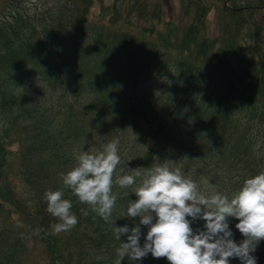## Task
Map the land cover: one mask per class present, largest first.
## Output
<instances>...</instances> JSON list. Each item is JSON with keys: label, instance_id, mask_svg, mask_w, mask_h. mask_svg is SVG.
<instances>
[{"label": "trees", "instance_id": "trees-1", "mask_svg": "<svg viewBox=\"0 0 264 264\" xmlns=\"http://www.w3.org/2000/svg\"><path fill=\"white\" fill-rule=\"evenodd\" d=\"M12 1L0 14V208L31 220L52 264H116L127 237L118 240L115 225L139 222L126 216L139 179L114 183L107 222L63 184L85 151L118 140L114 181L167 163L209 196L231 198L264 172V0H182V22L165 17V0H111L97 12L95 0H57L34 13ZM214 7L220 28L209 36ZM155 77L160 87L141 86ZM13 155L24 192L11 183ZM49 190L72 202L71 230L54 232ZM238 222L229 218L237 243L245 239ZM147 231L141 226V246ZM6 244L1 235L0 264H23L18 244L8 252ZM252 255L264 264V240ZM121 264L170 262L149 253Z\"/></svg>", "mask_w": 264, "mask_h": 264}, {"label": "clouds", "instance_id": "clouds-1", "mask_svg": "<svg viewBox=\"0 0 264 264\" xmlns=\"http://www.w3.org/2000/svg\"><path fill=\"white\" fill-rule=\"evenodd\" d=\"M118 145V140H112L102 151L81 153L76 166L62 175L63 184L106 222L117 200L112 192L114 183L123 188L140 180L133 192L138 199L129 200L126 213L129 218L138 217L139 222L131 228L115 225L116 238L127 237L117 249L120 259L116 264L126 256L136 261L149 253L154 258H167L170 264H230V258H239L241 264H257L252 253L264 240V172L247 178L231 198L218 192L203 194L197 182L167 163H154L144 173L138 168L127 170L114 181L121 159ZM45 199L47 211L60 221L54 226L56 234L78 223L71 212L72 202L63 198L62 191L49 190ZM230 217L239 221L235 227L245 237L239 243L232 238ZM196 220L205 221L204 230L194 231ZM141 226H148L143 246Z\"/></svg>", "mask_w": 264, "mask_h": 264}, {"label": "rangeland", "instance_id": "rangeland-1", "mask_svg": "<svg viewBox=\"0 0 264 264\" xmlns=\"http://www.w3.org/2000/svg\"><path fill=\"white\" fill-rule=\"evenodd\" d=\"M56 0H21V9L24 12L34 13L36 10H39L40 7H43L48 3H53ZM11 0H2L0 2V11L3 5L10 3ZM101 7L100 0L97 1V9ZM173 15L177 22H182L187 19V16L184 14V10L182 8V0H166L165 4V17L169 19L173 18ZM260 18L264 19V11L260 14ZM220 28V22L218 19V11L213 9L207 18V29L206 33L209 36H215L218 34ZM161 84V79L152 78L146 80L142 83V86L147 88H156ZM13 168L11 169L10 176L12 177L11 183L15 185L19 190L23 191V186L21 184L19 174V165L16 157L13 155ZM13 213H9L7 210H3L0 208V222L1 227L7 230V234L9 235V239L13 244L15 239L20 235L26 236L25 247L23 249L24 252V263L25 264H52L51 260L48 256L46 248L42 245L39 237L36 234V230L33 228L32 222L29 219H25L23 217H18L17 213L12 211ZM204 225L205 221H201ZM4 234V237L7 236ZM11 237V238H10ZM8 245V244H7ZM23 247L21 246V249Z\"/></svg>", "mask_w": 264, "mask_h": 264}]
</instances>
